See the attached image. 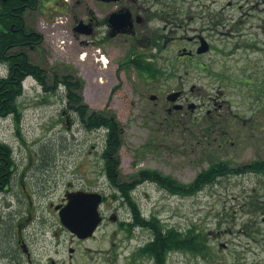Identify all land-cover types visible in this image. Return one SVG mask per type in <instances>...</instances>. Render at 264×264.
<instances>
[{
    "label": "rangeland",
    "instance_id": "374dc122",
    "mask_svg": "<svg viewBox=\"0 0 264 264\" xmlns=\"http://www.w3.org/2000/svg\"><path fill=\"white\" fill-rule=\"evenodd\" d=\"M122 5L144 18L135 34L110 37L103 25L91 36L77 33L80 20L92 14L102 21L116 8L98 0H39L26 13L27 23L44 35L29 52L46 69L48 89L28 77L19 123L12 116L0 121V140L12 147L16 162L10 185L0 191V261L8 252L23 253V239L34 264H50V256L57 264H132L140 237L153 236V228L123 227L131 213L105 175L106 130L81 124L63 86L52 89L55 74H74L83 103L115 115L124 180L155 169L189 184L213 162L236 168L264 159V0ZM58 14L66 16L62 25L54 24ZM203 41L212 50L198 53ZM135 58H151L162 75L148 78ZM6 74L0 64V76ZM174 93L176 99H168ZM213 116H220V134L208 127ZM78 188L105 196V220L85 241L75 239L50 207ZM133 196L142 215H156L163 228L208 234L206 254L174 251L167 264H264V213H257L264 182L258 173L227 174L188 196L144 182Z\"/></svg>",
    "mask_w": 264,
    "mask_h": 264
},
{
    "label": "trees",
    "instance_id": "16d2710c",
    "mask_svg": "<svg viewBox=\"0 0 264 264\" xmlns=\"http://www.w3.org/2000/svg\"><path fill=\"white\" fill-rule=\"evenodd\" d=\"M39 0H0V64L7 68V74L0 76V121L12 116L19 123L22 116L20 98L24 94V81L32 77L39 85L47 88V71L30 58V50L36 49L44 40V35L32 28L26 20L27 11L34 10ZM151 58L132 60L148 78L157 79L162 70L156 67ZM53 88L63 86L66 103L78 115V118L87 130H106L105 146L102 150L105 175L115 188L114 196L128 205L133 225H148L153 228L151 240L142 248V251L153 255L155 264H167L168 255L174 251H185L193 254H206L208 234L197 228H188L185 231L163 228L159 225L160 219L156 215L146 218L133 196L135 189L144 182H151L170 194L183 196L194 195L205 186L214 183L227 174H245L264 172V159H256L241 167H231L226 162H213L207 169L201 171L189 184L177 182L176 179L155 169H141L134 178L124 180L120 171V148L122 146V130L115 115L107 111H95L83 103L81 94L82 82L74 74H55ZM208 127L213 132H222L221 124L215 119ZM218 128V129H216ZM225 133V132H223ZM222 135V134H221ZM210 137V136H208ZM220 145V144H219ZM12 147L0 140V191L6 190L11 183L12 174L16 166ZM256 200L253 199L254 204ZM252 204V205H253ZM254 209V207L252 206ZM252 209V210H253ZM263 206L258 212H263Z\"/></svg>",
    "mask_w": 264,
    "mask_h": 264
},
{
    "label": "water",
    "instance_id": "95a60500",
    "mask_svg": "<svg viewBox=\"0 0 264 264\" xmlns=\"http://www.w3.org/2000/svg\"><path fill=\"white\" fill-rule=\"evenodd\" d=\"M104 2H118L120 0H101ZM110 26L113 29L111 36L117 32H126L125 28H132V12L130 9H121L113 12L109 17ZM75 31L81 34H91L93 32L90 24H86L83 20L75 27ZM209 50V44L203 41L202 46L197 50L198 53H203ZM187 53V52H185ZM192 54V52H188ZM179 93H174L168 99L175 100ZM152 96L151 99H154ZM103 196L99 192L76 190L66 193V203L56 206L59 209L60 220L62 224L78 237L88 238L93 236L103 217L100 210Z\"/></svg>",
    "mask_w": 264,
    "mask_h": 264
},
{
    "label": "flooded vegetation",
    "instance_id": "af4514ba",
    "mask_svg": "<svg viewBox=\"0 0 264 264\" xmlns=\"http://www.w3.org/2000/svg\"><path fill=\"white\" fill-rule=\"evenodd\" d=\"M124 1L125 0H120V1H118V2H104V1H101V0H98V2L99 3H101L102 5L104 4V5H107V4H111V6L113 5V6H116V8L113 10V11H111L109 14H107V16L102 20V21H100V20H98L96 17H94V15H89L85 20H84V22L86 23V24H90V26H91V28H92V30H93V32L90 34V36L91 35H93V34H95L96 33V31H97V29H98V27H100V25H103L104 27H106L107 28V32H108V36H110L111 37V34L114 32L113 31V29L111 28V26H110V22H109V17H110V14L111 13H113V12H117V11H119V10H121V9H130V11L132 12V24H133V26H132V28H125L127 31L126 32H117L115 35H114V37L115 36H120V35H127V34H135L136 33V31H135V26L134 25H136V23H138V22H141L144 18H143V16H140L139 14H136L135 12H134V10H132V8H130V7H126V6H124V5H122L123 3H124ZM81 21V20H80ZM79 21V22H80ZM212 50V47L210 46V49H209V51H211ZM198 57V55H196V54H194V53H192V55H190V56H188V58L189 59H194L195 57ZM258 175L260 176V178H261V181L262 182H264V172H262V173H258ZM104 196V195H103ZM105 197V196H104ZM104 200H105V198H103V203H104ZM66 201V199H65V197H62V202L61 203H58V204H56V205H54L53 203H51L50 204V207H53V209H55L56 210V212L58 213V210L56 209V206H58V205H62V204H64V202ZM261 201V203H262V206H263V208H264V199H261L260 200ZM103 213V215H104V212H102ZM263 213H264V211H263ZM58 215H59V213H58ZM104 217V220H105V215L103 216ZM111 217H113V218H116L114 215L113 216H111ZM121 223H123V221H121ZM124 228H130V225L129 224H125L124 226H123ZM135 227H139V228H141V229H146V230H149V229H152V227L151 226H149V224L148 225H133V228H135ZM69 230V229H68ZM70 231V230H69ZM70 233L73 235V237L75 238V239H77V240H81V241H85V240H88V239H91L92 237H88V238H85V239H83V238H81L80 239V237H78L76 234H74L73 232H71L70 231ZM135 238H139V237H137V236H135ZM149 240L150 239H148L147 237H140V239H139V244H137L138 246H137V250L134 252V254L137 256V255H139V257H134V260H132V259H129V261L133 264V263H135V264H138V262H139V264H149L150 263V261L152 262V264H154L155 263V260H154V257H153V255L151 254V253H149V252H145V251H142V248L144 247V246H146V244L149 242ZM21 243V247L24 249V252L23 253H21V254H19V253H16V252H8V253H6V255H3L2 256V258H1V261H0V264H34V263H32L34 260H33V256H34V254L33 253H31L30 251H29V247L26 245V243H25V241L23 240V239H21L20 240V242H19V244ZM23 243V244H22ZM71 256H73V254H71ZM48 260H49V262H50V264H57L56 262H55V259L52 257V256H50L49 258H48Z\"/></svg>",
    "mask_w": 264,
    "mask_h": 264
},
{
    "label": "built area",
    "instance_id": "2783aa9c",
    "mask_svg": "<svg viewBox=\"0 0 264 264\" xmlns=\"http://www.w3.org/2000/svg\"><path fill=\"white\" fill-rule=\"evenodd\" d=\"M63 22V18L62 17H57L55 20V23H62Z\"/></svg>",
    "mask_w": 264,
    "mask_h": 264
},
{
    "label": "bare ground",
    "instance_id": "6f19581e",
    "mask_svg": "<svg viewBox=\"0 0 264 264\" xmlns=\"http://www.w3.org/2000/svg\"><path fill=\"white\" fill-rule=\"evenodd\" d=\"M102 60H104V62H107V59H106V57H104V58L102 57Z\"/></svg>",
    "mask_w": 264,
    "mask_h": 264
}]
</instances>
